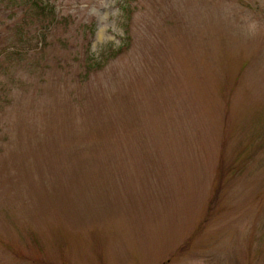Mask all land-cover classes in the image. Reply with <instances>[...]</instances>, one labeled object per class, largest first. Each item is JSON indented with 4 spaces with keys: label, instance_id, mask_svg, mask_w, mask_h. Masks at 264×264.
Returning a JSON list of instances; mask_svg holds the SVG:
<instances>
[{
    "label": "rangeland",
    "instance_id": "rangeland-1",
    "mask_svg": "<svg viewBox=\"0 0 264 264\" xmlns=\"http://www.w3.org/2000/svg\"><path fill=\"white\" fill-rule=\"evenodd\" d=\"M0 264H264V0H0Z\"/></svg>",
    "mask_w": 264,
    "mask_h": 264
},
{
    "label": "trees",
    "instance_id": "trees-1",
    "mask_svg": "<svg viewBox=\"0 0 264 264\" xmlns=\"http://www.w3.org/2000/svg\"><path fill=\"white\" fill-rule=\"evenodd\" d=\"M37 6V8H39L40 6L39 5H36Z\"/></svg>",
    "mask_w": 264,
    "mask_h": 264
}]
</instances>
